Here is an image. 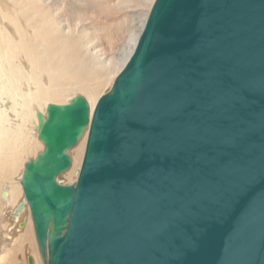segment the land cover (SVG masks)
Returning <instances> with one entry per match:
<instances>
[{
    "label": "water",
    "instance_id": "95a60500",
    "mask_svg": "<svg viewBox=\"0 0 264 264\" xmlns=\"http://www.w3.org/2000/svg\"><path fill=\"white\" fill-rule=\"evenodd\" d=\"M37 119L21 186L44 264H264V0H156L94 112Z\"/></svg>",
    "mask_w": 264,
    "mask_h": 264
},
{
    "label": "bare ground",
    "instance_id": "6f19581e",
    "mask_svg": "<svg viewBox=\"0 0 264 264\" xmlns=\"http://www.w3.org/2000/svg\"><path fill=\"white\" fill-rule=\"evenodd\" d=\"M155 2L0 0V264H19L20 253L26 264L29 257L44 264L21 186L25 164L44 151L37 114L46 118L48 105H67L78 95L93 113L134 52ZM136 15L139 33L129 36L133 44L119 63L128 46L121 26ZM88 136L89 129L70 152L65 185L78 180Z\"/></svg>",
    "mask_w": 264,
    "mask_h": 264
},
{
    "label": "rangeland",
    "instance_id": "374dc122",
    "mask_svg": "<svg viewBox=\"0 0 264 264\" xmlns=\"http://www.w3.org/2000/svg\"><path fill=\"white\" fill-rule=\"evenodd\" d=\"M145 10V9H144ZM141 19V15H136L135 16V18H133V19H129V23H128V26L126 25V26H121V28H123L122 29V31H123V37H125L126 38V41L128 42V46H127V48L124 50V51H119V53H118V55H117V58L119 59L118 61H119V63H121L124 59H125V57L127 56V54H128V49H129V47L133 44V39H132V37H129V36H132V35H134V34H136V33H139V29H140V26H138V23H139V20ZM120 28V29H121ZM131 38V39H130ZM121 53V54H120ZM123 53V54H122ZM120 55H122V56H120ZM119 69V68H118ZM122 70V69H121ZM113 77V76H112ZM104 95V94H103ZM83 96V95H82ZM40 153V152H39ZM71 154V153H70ZM32 157V156H31ZM71 157H72V154H71ZM32 159H34V158H32ZM21 175H22V173L20 174V176L18 177V180H20V177H21ZM62 178V179H61ZM60 179V181L61 182H65V183H68L69 182V179L66 177V176H62ZM64 178V179H63ZM22 202H26L25 201V198H22ZM24 213H25V211H24ZM23 213V214H24ZM35 242V241H34ZM35 247H36V250L38 251V247H37V244H36V242H35ZM29 256V255H28ZM17 261H18V263L19 264H26V262L25 261H23L22 260V253H20V255L18 256V259H17ZM24 262V263H23ZM27 264H28V261H27ZM41 264H42V262H41Z\"/></svg>",
    "mask_w": 264,
    "mask_h": 264
}]
</instances>
